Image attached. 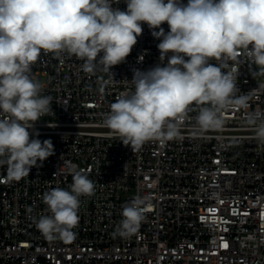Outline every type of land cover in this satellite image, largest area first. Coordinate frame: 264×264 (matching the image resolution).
<instances>
[{
    "label": "built area",
    "instance_id": "built-area-1",
    "mask_svg": "<svg viewBox=\"0 0 264 264\" xmlns=\"http://www.w3.org/2000/svg\"><path fill=\"white\" fill-rule=\"evenodd\" d=\"M142 27L112 78L100 67L85 73L84 61L67 54L42 51L32 65L41 95L52 97V111L35 124L37 138L51 139L54 155L18 181L0 167V264H264V142L248 123L250 114L264 113V75H253L257 67L239 53L228 63L239 68L237 95L249 97L247 108L225 110L222 127L200 132L193 105L182 139L125 146L103 119L131 87L133 69L160 63V41ZM69 168L94 181V194L80 198L72 238H48L36 227L50 214L43 194L68 189ZM137 197L144 220L120 236L122 208Z\"/></svg>",
    "mask_w": 264,
    "mask_h": 264
},
{
    "label": "clouds",
    "instance_id": "clouds-1",
    "mask_svg": "<svg viewBox=\"0 0 264 264\" xmlns=\"http://www.w3.org/2000/svg\"><path fill=\"white\" fill-rule=\"evenodd\" d=\"M123 2L126 10L113 6L118 0H0V167L6 166L10 180L29 176L54 155L52 140L41 141L35 129L52 111V97L41 95L43 84L31 75L42 51L75 56L84 61L85 73L100 67L112 78L111 69L126 61L142 25L148 26L160 41V63L133 69L131 87L103 119L110 133L132 148L182 139L193 105L194 131L200 132L222 127L225 110L248 107L249 97L237 95L239 68L228 61L242 52L258 69L253 75H264V0ZM248 123L264 142V113L250 114ZM68 171V189L43 194L50 214L40 216L36 227L48 238H72L80 198L94 194L95 183L86 173ZM144 205L137 197L122 208L120 236L138 230Z\"/></svg>",
    "mask_w": 264,
    "mask_h": 264
},
{
    "label": "snow or ice",
    "instance_id": "snow-or-ice-1",
    "mask_svg": "<svg viewBox=\"0 0 264 264\" xmlns=\"http://www.w3.org/2000/svg\"><path fill=\"white\" fill-rule=\"evenodd\" d=\"M224 247H227V245L225 244Z\"/></svg>",
    "mask_w": 264,
    "mask_h": 264
}]
</instances>
